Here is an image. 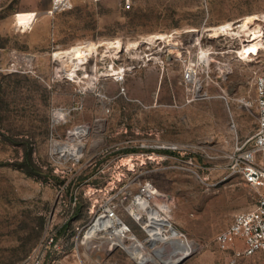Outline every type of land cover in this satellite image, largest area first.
<instances>
[{
  "label": "rangeland",
  "instance_id": "obj_1",
  "mask_svg": "<svg viewBox=\"0 0 264 264\" xmlns=\"http://www.w3.org/2000/svg\"><path fill=\"white\" fill-rule=\"evenodd\" d=\"M132 1L74 0L48 14L50 0H0V63L33 55L19 72L0 70V264H18L52 231L61 250H48V264H166L180 239L192 245L180 264H228L217 235L259 198L231 153L257 126L264 15L249 22L260 27L251 38L240 24L264 0ZM79 44L90 49L71 73L72 58L56 53ZM78 125L87 131L74 157L56 141ZM145 182L169 219L166 240L150 236L147 209L142 220L131 212ZM108 201L138 256L112 243L114 229L83 239ZM235 264H264V254Z\"/></svg>",
  "mask_w": 264,
  "mask_h": 264
},
{
  "label": "built area",
  "instance_id": "obj_2",
  "mask_svg": "<svg viewBox=\"0 0 264 264\" xmlns=\"http://www.w3.org/2000/svg\"><path fill=\"white\" fill-rule=\"evenodd\" d=\"M74 0H50L47 8L48 14L69 9L73 6ZM133 5L132 0H123V7L130 9ZM33 58L31 53L21 54L18 51H12L7 64L0 63V70L9 72H19L23 70L22 63ZM25 63H27L25 61ZM29 64V63H28ZM31 65V64H29ZM32 68H29L31 70ZM194 68L188 67L185 77L192 79L194 77ZM256 101L258 108L257 126L254 132L243 140L235 143L232 158V172L239 173L244 180L259 191V198L254 207L239 211L235 214L232 222L217 235V244L224 252L232 251L227 256L228 264H235L239 258L247 255H253L258 251L264 254V73L255 75ZM153 186L150 182H145L142 186L144 197H152L155 192L148 194V187ZM138 195L135 199L137 201ZM73 203H76L74 200ZM116 202H105L103 210L95 216L86 229L83 236L84 240H92L95 235L88 236L89 227L101 216L114 217L116 213ZM114 225H109L108 235ZM79 234H77V239ZM60 249L56 233L49 232L40 243L18 264H48L46 263V253L49 249ZM58 258L54 257L51 264H58ZM62 264V263H60Z\"/></svg>",
  "mask_w": 264,
  "mask_h": 264
},
{
  "label": "bare ground",
  "instance_id": "obj_3",
  "mask_svg": "<svg viewBox=\"0 0 264 264\" xmlns=\"http://www.w3.org/2000/svg\"><path fill=\"white\" fill-rule=\"evenodd\" d=\"M255 16L248 15L247 17H245V19H243V22L240 24V27L243 30L249 29V31H246V34H247L246 38H251L254 35V33H256L258 31V29H260V27H256V26L255 27L254 26L250 27V25H249V22L253 21ZM229 25H230V23H228L226 25L218 26V27L215 28V32H217L218 29L227 30V27H229ZM236 26H238V25H236ZM150 39H151V37H150ZM89 49H90V47L87 44H79V45L73 46L71 49H66V50L60 51V52L56 53V55H58V56L59 55H61V56L67 55L69 58L71 57L73 63H72L71 66H68V67H70V72L74 73L76 68H77V63L75 62L74 58L75 57H79L80 58L83 54H86L85 52L88 51ZM199 85L200 84L198 83V86ZM86 131L87 130H85L84 125L76 126L75 129L73 130L72 140L71 141H65V142L56 141V147L58 149H60L61 151L70 152L71 155L74 156V157H78L80 155V153H79L80 150H79V148H77V143L78 142L75 141V139H76V137H80L83 133H86ZM153 192L158 194V189L155 188L154 186L148 187V194H151ZM138 196L139 197H138V199L136 201V204L131 206V212L134 214V217L136 219H138V220H142L143 219L142 208L144 207L145 209H147L148 210V218H149L148 220L149 221H147L146 223L150 227V230H149L150 236H152L154 238L158 237V238H162V239L166 240L167 236H166V234L163 231L164 230L163 226L169 223V219L167 217H165L164 215H162L160 212H158L155 208H153L151 206V204L149 203V200H148L149 198L148 197L145 196L146 197L145 198L144 196H142V194H140ZM109 225H114L113 229L117 232L116 233L117 236H116V238H114L112 240V243L113 244H120V245L124 246L129 251V253L131 255H133L134 257L138 256V251H140L138 241H136L135 247H130V246H128L125 243L124 237L122 235V232H123L122 228L123 227L121 226V228H119L120 225H122V220H121V218L118 215H116L114 217H108V218L106 216L99 217L90 226L87 235L90 236V235L96 234L100 230H102L104 228H107ZM128 230H130L129 226H128ZM101 232H108V231L103 230ZM129 236L131 238H134V235L132 233H130ZM186 241L187 240H185V239H180L178 242L183 247L182 250L175 251V255L174 256H166V257H164V260L166 261V264H173L178 258L183 256L185 253H190L191 252L192 245H191V243H189L188 241H187L188 242L187 243ZM187 245H188L187 249H184V246H187ZM163 255H166V254H163ZM149 261H152L151 264H162L160 261H158L154 257L150 258Z\"/></svg>",
  "mask_w": 264,
  "mask_h": 264
},
{
  "label": "trees",
  "instance_id": "obj_4",
  "mask_svg": "<svg viewBox=\"0 0 264 264\" xmlns=\"http://www.w3.org/2000/svg\"><path fill=\"white\" fill-rule=\"evenodd\" d=\"M26 157H27L28 164L30 165V167H34L35 164H34V161H33V158H32V152H31L30 149L27 151Z\"/></svg>",
  "mask_w": 264,
  "mask_h": 264
},
{
  "label": "crops",
  "instance_id": "obj_5",
  "mask_svg": "<svg viewBox=\"0 0 264 264\" xmlns=\"http://www.w3.org/2000/svg\"><path fill=\"white\" fill-rule=\"evenodd\" d=\"M263 14H264V12H261V13L260 12L259 13L258 12H250V13H247L246 15H254V16L256 15L257 16V15H263ZM4 48L5 47H0V51H5ZM3 53L4 52H2V53L0 52V54H3ZM1 58H4V55H2ZM0 60L2 61V59H0Z\"/></svg>",
  "mask_w": 264,
  "mask_h": 264
},
{
  "label": "water",
  "instance_id": "obj_6",
  "mask_svg": "<svg viewBox=\"0 0 264 264\" xmlns=\"http://www.w3.org/2000/svg\"><path fill=\"white\" fill-rule=\"evenodd\" d=\"M189 256V253H185L183 256H181L180 258H178L173 264H180L182 263L184 260H186Z\"/></svg>",
  "mask_w": 264,
  "mask_h": 264
}]
</instances>
